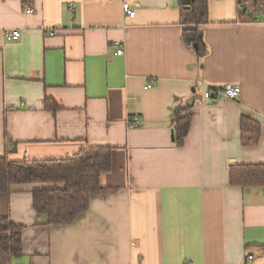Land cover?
<instances>
[{"label":"crops","instance_id":"obj_1","mask_svg":"<svg viewBox=\"0 0 264 264\" xmlns=\"http://www.w3.org/2000/svg\"><path fill=\"white\" fill-rule=\"evenodd\" d=\"M122 1L141 8L129 18ZM241 6L208 0L197 56L174 0H0V157L113 148L100 176L113 193L70 224L35 212L32 192L49 186L0 195V218L22 227V255L0 250V264H264V189L229 182L231 166L264 164V10ZM227 84L238 97L204 98ZM179 106L192 115L182 147ZM242 117L260 125L255 146L240 144Z\"/></svg>","mask_w":264,"mask_h":264},{"label":"trees","instance_id":"obj_2","mask_svg":"<svg viewBox=\"0 0 264 264\" xmlns=\"http://www.w3.org/2000/svg\"><path fill=\"white\" fill-rule=\"evenodd\" d=\"M179 9L180 23L184 26V44L194 49L197 56L203 51L200 27L207 24L208 0H174ZM241 12L252 19L248 6H256L257 0H238ZM196 45V49L194 48ZM212 90H216L213 89ZM45 100L46 109L55 111L56 106ZM191 106L177 107L171 121L173 141L182 147L192 122ZM260 125L242 117L240 120V144L244 147L258 144ZM7 151H13L10 138ZM113 148L108 146H86L71 158L60 160L13 161L7 155L0 157V195L8 196L15 185H44L46 188L32 192L33 207L37 214L46 217L48 226L72 223L85 212L90 198L96 195L113 193L100 186V176L111 170ZM231 186L242 189H264V164L235 165L229 169ZM22 227L14 225L7 217L0 218V250L10 257L22 255Z\"/></svg>","mask_w":264,"mask_h":264},{"label":"built area","instance_id":"obj_3","mask_svg":"<svg viewBox=\"0 0 264 264\" xmlns=\"http://www.w3.org/2000/svg\"><path fill=\"white\" fill-rule=\"evenodd\" d=\"M121 8H122V11H123L125 16H127L129 18H133L136 14V11L139 8H141V5L122 1ZM26 12L31 13L32 10L29 9ZM19 37H20V33L16 30L15 31H6L4 33V38L7 41H16V40H18ZM122 53H123V49L118 46L117 50H116V54L121 55ZM215 89L216 90L214 91L211 88H209L208 90H206L204 92L203 96L207 101L211 102L213 94H220L223 98L234 99V98L238 97V95L240 94V91H241L239 86H234V85H230V84H227V85L221 86L219 88H215ZM131 125L136 126L137 122L134 121V122H132ZM247 259H248V261H251L253 259V256L250 255L247 257Z\"/></svg>","mask_w":264,"mask_h":264},{"label":"rangeland","instance_id":"obj_4","mask_svg":"<svg viewBox=\"0 0 264 264\" xmlns=\"http://www.w3.org/2000/svg\"><path fill=\"white\" fill-rule=\"evenodd\" d=\"M254 7L252 6V5H249L248 6V11H251L252 12V9H253ZM256 10H264V0H258V6H257V8H256ZM255 11V10H254ZM256 12V11H255Z\"/></svg>","mask_w":264,"mask_h":264},{"label":"water","instance_id":"obj_5","mask_svg":"<svg viewBox=\"0 0 264 264\" xmlns=\"http://www.w3.org/2000/svg\"><path fill=\"white\" fill-rule=\"evenodd\" d=\"M194 48L196 49V45H194Z\"/></svg>","mask_w":264,"mask_h":264}]
</instances>
